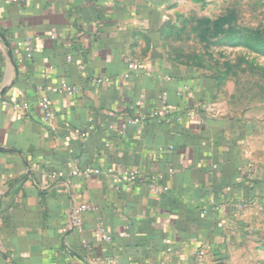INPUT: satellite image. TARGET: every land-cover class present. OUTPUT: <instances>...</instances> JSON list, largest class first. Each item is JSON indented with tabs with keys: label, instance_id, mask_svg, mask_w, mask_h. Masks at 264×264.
I'll return each mask as SVG.
<instances>
[{
	"label": "crops",
	"instance_id": "1",
	"mask_svg": "<svg viewBox=\"0 0 264 264\" xmlns=\"http://www.w3.org/2000/svg\"><path fill=\"white\" fill-rule=\"evenodd\" d=\"M170 1L0 0V96L30 104L24 114L0 108V264H84L81 237L115 264H264V223L253 206H233L264 197L258 129L246 114L212 107L210 83L164 56ZM37 37L31 58L15 46ZM131 60L141 74L120 78ZM103 75L113 79L92 82ZM61 83L79 91L47 90ZM43 93L49 123L37 104ZM184 105L196 112L181 121L150 116ZM139 113L150 118L126 122ZM114 164L140 169L147 182L114 189L105 174L69 173ZM83 200L95 208L83 231L62 233ZM97 222L111 242L93 235Z\"/></svg>",
	"mask_w": 264,
	"mask_h": 264
},
{
	"label": "rangeland",
	"instance_id": "2",
	"mask_svg": "<svg viewBox=\"0 0 264 264\" xmlns=\"http://www.w3.org/2000/svg\"><path fill=\"white\" fill-rule=\"evenodd\" d=\"M165 11L164 56L210 83L212 107L253 118L264 147V0H171ZM250 205L260 227L264 197Z\"/></svg>",
	"mask_w": 264,
	"mask_h": 264
},
{
	"label": "built area",
	"instance_id": "3",
	"mask_svg": "<svg viewBox=\"0 0 264 264\" xmlns=\"http://www.w3.org/2000/svg\"><path fill=\"white\" fill-rule=\"evenodd\" d=\"M13 3H20L21 0H10ZM51 38H54V35H51ZM34 39H24V40H17L15 41V46L21 48L25 51V57L31 58L32 53L35 50V40ZM70 59V56L67 57ZM141 74V66L137 61L131 60L128 62L126 68L122 71L119 75L120 78L129 79L132 76H138ZM113 78L109 75L97 76L92 78V82L95 84H102L108 83ZM47 90L56 93H64L67 95H73L79 91L78 86L76 85H69L67 83H61L60 85L53 86L47 88ZM37 104L41 109L42 112V119L44 122L49 123L51 121L52 116V109L50 105L49 98L46 93H43L39 99L37 100ZM3 106H9L13 109V111L17 113H27L30 108V104L24 100H5L0 96V108ZM196 107H191L189 105H184L180 110L177 112H172L169 109H163L162 111L151 112L150 116L155 121H166L171 122L173 120L181 121L184 117L193 115ZM150 117L148 114L139 113L137 115L131 116L127 118L126 122L128 124H143L146 122ZM111 129H115V125L111 123L109 125ZM119 134L123 133V130H118ZM71 175L78 176V177H87L94 174H105L109 178H111L115 184L114 189H118V187L125 183L127 185H135L141 182H147L146 174L143 173L140 169L135 167H122L121 165H110L104 169L92 167V166H84V167H77L74 166L71 168L70 172ZM48 175L50 177H61L63 173L60 171H49ZM157 187L154 188L156 190ZM213 204V203H212ZM252 204L250 201L246 200H237L233 202V206L236 208L237 211H243L248 206ZM223 204H213V208L219 210L222 208ZM94 206L91 202L83 200L70 208L68 212V216L66 219L65 224L63 225L61 231L62 233H66L68 231H76L81 233L83 231V214L87 211L94 210ZM93 235L105 242H111L112 236L108 234L101 222H97L95 228L93 230ZM80 244L84 251L86 252V257L83 259L84 264H115L116 257L113 255L102 256L98 254L95 250L94 243L85 238L81 237ZM202 254V253H200ZM147 264H154L153 262H148Z\"/></svg>",
	"mask_w": 264,
	"mask_h": 264
},
{
	"label": "trees",
	"instance_id": "4",
	"mask_svg": "<svg viewBox=\"0 0 264 264\" xmlns=\"http://www.w3.org/2000/svg\"><path fill=\"white\" fill-rule=\"evenodd\" d=\"M155 122H157V121H155Z\"/></svg>",
	"mask_w": 264,
	"mask_h": 264
}]
</instances>
